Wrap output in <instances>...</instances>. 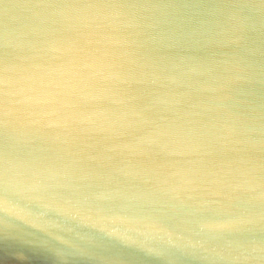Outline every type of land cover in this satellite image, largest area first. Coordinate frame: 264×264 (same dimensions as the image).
Wrapping results in <instances>:
<instances>
[{"label":"water","instance_id":"1","mask_svg":"<svg viewBox=\"0 0 264 264\" xmlns=\"http://www.w3.org/2000/svg\"><path fill=\"white\" fill-rule=\"evenodd\" d=\"M72 85L110 92L62 105ZM5 107L13 118L50 113L27 117L43 134L14 149L47 201L89 210L138 242L21 200L48 230L0 212V264H213L201 247L162 245L152 222L207 237L214 264H264V186H253L264 184V0H0V119ZM95 109L128 126L110 135L80 122ZM157 177L180 196L150 203ZM228 218L253 222L200 228ZM56 236L87 254L61 258ZM230 250L250 259L219 258Z\"/></svg>","mask_w":264,"mask_h":264},{"label":"clouds","instance_id":"2","mask_svg":"<svg viewBox=\"0 0 264 264\" xmlns=\"http://www.w3.org/2000/svg\"><path fill=\"white\" fill-rule=\"evenodd\" d=\"M109 92L110 90L107 88H88L85 90L78 89L76 85H72L68 93L70 98H62L60 103L75 107L82 101L98 102L108 98ZM49 114L47 112L25 113L21 111L13 118L7 107L3 110L2 119H0V135H2L4 140L3 151L0 152V188L3 190V195H0V212L46 232L50 221L44 219V214H35L21 204V200L41 201L44 202L45 207L54 208L66 217L78 219L85 226L98 227L109 236H117L125 243H137L138 235H130L126 231L121 232L110 228L106 218L94 216L89 210L69 203L47 201L45 194L40 190V186L32 180L28 164L17 156L14 149L22 140H28L34 136L43 134V126L38 129L31 128L29 126L30 122H26L27 117L35 116L42 122ZM80 122L91 125L95 131L105 132L110 135L122 134L120 133V129L128 126L123 114L109 113L104 109H95L91 112L82 113ZM124 147L138 148L139 146L125 145ZM168 185L169 181L166 178L157 177L156 186L153 189L154 199L150 203L166 204L169 198L174 199L180 196V191L176 187ZM253 186H264V184H255ZM260 219H264V217H260ZM252 222V218L205 219L200 223V228L204 233L215 234L231 231L243 224ZM147 228L156 235L162 245H176L182 248L201 247L205 252L209 253L207 258L213 264L217 259L215 248L204 247L207 243V237L194 240L191 236L176 235L154 222L148 223ZM137 232L140 234L139 230ZM196 235H201V233H196ZM55 240L60 245L66 246L56 249L57 255L63 259H67L70 256L87 254V250L79 243L71 242L62 236H56ZM148 250L158 255H163L166 251L164 247H149ZM219 258L245 261L250 259L243 252L233 250L228 251Z\"/></svg>","mask_w":264,"mask_h":264}]
</instances>
